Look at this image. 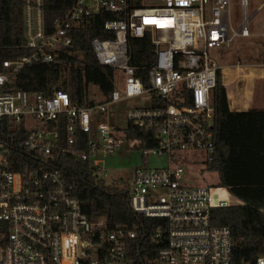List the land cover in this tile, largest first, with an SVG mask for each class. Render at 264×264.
Masks as SVG:
<instances>
[{"label":"built area","instance_id":"obj_1","mask_svg":"<svg viewBox=\"0 0 264 264\" xmlns=\"http://www.w3.org/2000/svg\"><path fill=\"white\" fill-rule=\"evenodd\" d=\"M241 3L242 24L235 28L230 0H153L139 8H131L128 0H72L68 12L51 25L45 22L43 0H23L27 53L0 63V126L7 129V134L0 131V264H231L230 231L213 225L211 213L239 201L226 187L189 186L182 179L179 160L185 151H202L207 163L215 150L210 94L218 73L227 100L245 73L264 80V62L254 68L257 74L239 62L227 69L234 74L227 75L211 57L216 47L236 37L264 39V31L247 27V0ZM102 12L116 17L103 24L113 37L93 38L91 46L97 62L115 71L116 84L120 80L107 96L90 85L93 102L79 106L62 90L45 96L5 89L29 64H64L62 54L71 53L73 47L71 31ZM145 36L153 53L144 63L133 65L129 37ZM243 91L247 102L246 85ZM130 98H145L147 103L127 110L125 128L95 121V114ZM60 117L67 119L64 147L59 145L60 133L48 127ZM140 130L143 136H135ZM75 146L82 150H74ZM124 146L142 149L144 158L153 154L166 161L164 167L134 168L131 210L167 223L165 233L151 235L159 248L143 263L131 258L127 248L128 242L145 236L139 224L110 229L102 217L89 219L52 164L58 154L71 152L89 161L101 179L104 170L96 164L100 154ZM16 164L24 169L13 170ZM253 264H264V256Z\"/></svg>","mask_w":264,"mask_h":264},{"label":"trees","instance_id":"obj_2","mask_svg":"<svg viewBox=\"0 0 264 264\" xmlns=\"http://www.w3.org/2000/svg\"><path fill=\"white\" fill-rule=\"evenodd\" d=\"M71 3L72 0H43L45 22L51 25L54 20L62 18ZM128 3L131 8L143 6L142 0H128ZM22 11L23 0H0V63L27 53L23 46ZM112 18L116 17L107 12L92 15L71 31L73 47L71 53L62 54L64 64H29L11 78L5 89L45 96L62 90L79 106L93 102L88 91L90 85L96 87L101 96H107L117 85L116 73L97 62L91 40L113 37V33L103 29L104 22ZM129 48L133 65L144 63L153 53L148 36L129 37ZM210 100L215 108L212 126L215 150L206 169L218 175L215 186L226 187L239 201L214 208L211 220L213 225L226 226L230 231L233 243L231 264H253L258 256H264V108L231 110L219 73ZM66 124L67 119L60 117L48 126L60 133L61 147L66 144ZM0 131L7 134L5 126H0ZM134 135L142 137L143 133L140 130ZM73 148L82 150L81 146ZM52 164L71 186L72 196L79 201L89 219L102 217L110 229L139 224L145 236L128 242L131 258L143 263L155 256L159 246L151 241V235L158 231L165 233L167 223L163 219H146L131 210L130 183L119 179L106 184L97 177V170L89 161L80 160L71 152L58 154ZM12 169L23 170V164H16Z\"/></svg>","mask_w":264,"mask_h":264},{"label":"rangeland","instance_id":"obj_3","mask_svg":"<svg viewBox=\"0 0 264 264\" xmlns=\"http://www.w3.org/2000/svg\"><path fill=\"white\" fill-rule=\"evenodd\" d=\"M264 0H247L246 17L247 27L253 31H259L258 26L264 24V6L258 9V6ZM153 0H142V5H151ZM243 7L241 0H230V17L233 27L237 28L242 24ZM211 57L215 64L226 68L227 75H233L227 69L233 68L236 63L248 67L258 68L259 64L264 62V39L257 37H236L231 43L222 44L211 52ZM259 70L252 71L257 74ZM245 79L236 82L230 91L228 106L231 110H243L246 108H264V80L252 79V74L245 73ZM226 79V78H225ZM117 85H120L118 80ZM250 91L247 102L243 99L244 87ZM239 87L241 88L239 90ZM90 89L93 90L91 86ZM147 103L145 98H130L122 100L109 107L108 111L103 114H95L97 122H109L119 128H125L127 125V110L133 107L143 106ZM247 103V105H245ZM183 158L179 163L184 168L182 179L189 186L206 187L215 185L218 175L215 172L208 171L205 163V153L202 151H185ZM94 163L93 160H91ZM98 166L103 168L100 178L106 184L121 179L123 182L132 183L134 168L139 165L147 167H164L166 161L164 157L149 154L145 158L142 156V149L122 147L121 150L114 153L100 154L97 159Z\"/></svg>","mask_w":264,"mask_h":264},{"label":"crops","instance_id":"obj_4","mask_svg":"<svg viewBox=\"0 0 264 264\" xmlns=\"http://www.w3.org/2000/svg\"><path fill=\"white\" fill-rule=\"evenodd\" d=\"M263 6H264V2L261 3V4L258 6V9L262 8ZM258 29H259V31H253V30H251V31H252V32H256V33H260V32H262V31H264V24H260V25L258 26Z\"/></svg>","mask_w":264,"mask_h":264},{"label":"water","instance_id":"obj_5","mask_svg":"<svg viewBox=\"0 0 264 264\" xmlns=\"http://www.w3.org/2000/svg\"><path fill=\"white\" fill-rule=\"evenodd\" d=\"M156 2H158V3H159V2H160V0H156Z\"/></svg>","mask_w":264,"mask_h":264}]
</instances>
